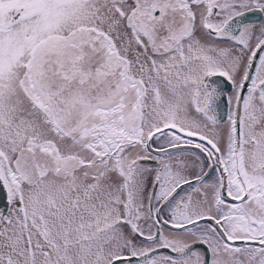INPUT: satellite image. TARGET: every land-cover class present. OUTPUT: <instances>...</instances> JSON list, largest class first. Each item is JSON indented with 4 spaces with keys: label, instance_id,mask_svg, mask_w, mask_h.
Segmentation results:
<instances>
[{
    "label": "snow or ice",
    "instance_id": "obj_1",
    "mask_svg": "<svg viewBox=\"0 0 264 264\" xmlns=\"http://www.w3.org/2000/svg\"><path fill=\"white\" fill-rule=\"evenodd\" d=\"M0 264H264V0H0Z\"/></svg>",
    "mask_w": 264,
    "mask_h": 264
}]
</instances>
